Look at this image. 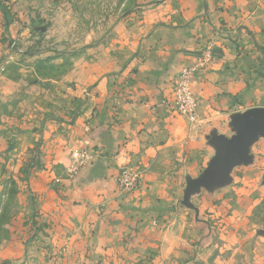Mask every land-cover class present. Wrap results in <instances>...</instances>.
Segmentation results:
<instances>
[{
	"label": "crops",
	"instance_id": "0c3cea01",
	"mask_svg": "<svg viewBox=\"0 0 264 264\" xmlns=\"http://www.w3.org/2000/svg\"><path fill=\"white\" fill-rule=\"evenodd\" d=\"M106 44L94 41L92 63L78 68L76 118H53L42 135L43 165L26 199L35 208L30 234L35 228L44 242L17 229L0 247V264H149L159 225L189 223L188 234L208 236L207 222L232 208L231 187L264 196V136L229 172L213 176L224 165V144L239 133L238 118L264 108V0H145L113 25ZM208 45L213 61L192 80L198 108L190 121L173 111V81ZM82 147L92 159L68 180L70 153ZM127 165L140 169L142 185L123 196L115 179ZM236 222L246 231L238 249L263 253L264 230Z\"/></svg>",
	"mask_w": 264,
	"mask_h": 264
},
{
	"label": "rangeland",
	"instance_id": "374dc122",
	"mask_svg": "<svg viewBox=\"0 0 264 264\" xmlns=\"http://www.w3.org/2000/svg\"><path fill=\"white\" fill-rule=\"evenodd\" d=\"M144 1L0 0V183L5 179V195L0 196V247L18 230L25 232L26 240L33 237L38 245L44 242L41 236L37 238L35 228L34 235L30 234V213L35 208L30 211L26 199L34 194L30 187L34 169L37 167L38 173L43 165L39 150L44 145L42 135L53 118L58 123L62 117L76 118L73 104L79 101L78 87L83 82L78 68L84 61L92 63L94 41L107 45L113 25ZM213 50L208 45L202 54L211 51L213 55ZM85 53L88 57L84 60ZM212 61L213 56L209 65ZM33 133L38 135L33 146L22 145ZM81 150L87 151L83 166L73 156ZM92 156L88 147L71 151L66 178L75 180ZM243 175L236 172L235 176ZM116 179V192L123 196L135 193L142 185L128 194L119 189ZM234 187L226 195L232 206L226 217L207 222L212 234L190 235L189 223L175 225L170 220L159 225L160 233L155 238L160 248L150 253L149 264H264V252L253 257L251 252L238 249V234L246 231L236 222L240 220L252 230H264V196L254 188L245 192L239 185ZM45 226L35 227L43 230ZM162 231L166 232L164 241Z\"/></svg>",
	"mask_w": 264,
	"mask_h": 264
},
{
	"label": "built area",
	"instance_id": "2783aa9c",
	"mask_svg": "<svg viewBox=\"0 0 264 264\" xmlns=\"http://www.w3.org/2000/svg\"><path fill=\"white\" fill-rule=\"evenodd\" d=\"M212 52L203 53L197 63L183 67L175 77L173 83V111L178 116H183L193 121L197 117L198 100L192 90L191 84L198 71L208 66L211 62ZM79 166H83L87 151H79L73 154ZM117 185L124 193L134 192L142 183V172L137 166L129 165L119 172Z\"/></svg>",
	"mask_w": 264,
	"mask_h": 264
},
{
	"label": "water",
	"instance_id": "95a60500",
	"mask_svg": "<svg viewBox=\"0 0 264 264\" xmlns=\"http://www.w3.org/2000/svg\"><path fill=\"white\" fill-rule=\"evenodd\" d=\"M236 125L239 133L231 141L224 144L223 150L226 153L224 165L213 176L229 172L235 163L245 157V147L251 140L258 135L264 136V108L252 109L246 112L238 118Z\"/></svg>",
	"mask_w": 264,
	"mask_h": 264
}]
</instances>
